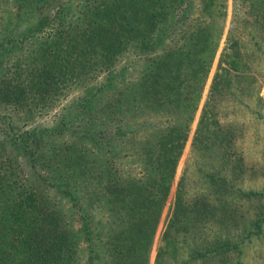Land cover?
Instances as JSON below:
<instances>
[{
	"label": "trees",
	"instance_id": "16d2710c",
	"mask_svg": "<svg viewBox=\"0 0 264 264\" xmlns=\"http://www.w3.org/2000/svg\"><path fill=\"white\" fill-rule=\"evenodd\" d=\"M238 1L248 7L238 22L247 29V42L240 34L228 36L221 64L229 67L220 64L193 137L200 154L234 153L232 138L243 130L227 117L252 113L245 96L256 82L251 62L264 60V0ZM223 10V0H0L2 105L43 108L69 86L96 84L70 104H76L77 131L89 135L76 147L68 175L76 172V234L29 179L3 171L0 155V264H148L222 34ZM48 26L42 39L39 33ZM26 44L29 55L40 57L22 58ZM96 72L104 74L99 82ZM260 101L257 96L256 105ZM25 134L14 144L32 166L31 156L43 153L44 132ZM31 137L37 138L32 152L25 139ZM187 184L181 177L154 264H221L239 243L216 232L210 244L206 226L211 229L224 210L218 198L211 203L202 194L190 197ZM70 187L62 192L69 194Z\"/></svg>",
	"mask_w": 264,
	"mask_h": 264
},
{
	"label": "rangeland",
	"instance_id": "374dc122",
	"mask_svg": "<svg viewBox=\"0 0 264 264\" xmlns=\"http://www.w3.org/2000/svg\"><path fill=\"white\" fill-rule=\"evenodd\" d=\"M223 1L225 5L223 12L225 15L222 22V34L210 65L209 74L198 102L194 120L190 126L188 138L177 164L175 176L171 182L169 194L148 256V264H154L156 252L161 245L162 233L175 202L178 183L183 176H185L188 183L186 188L190 197L202 194L211 203L218 198L219 200L216 201V204L220 205L218 206L219 210H224L223 215L222 213L219 214L217 220L213 221L214 224H210L211 229L206 226V233L207 231L209 232L207 235L209 236L210 244L217 238L213 236L216 232L225 236L222 237L224 241L239 243V247L236 250L227 251L221 257L223 259L221 264H264L263 59H253L250 64L252 68L251 74L255 78L253 81L256 80V82L248 86L250 91L245 97L251 103L249 104L251 105L252 113L249 114L240 110L238 112L239 118L231 114L227 117V121L234 119L238 126L241 124L238 132L243 130V135H236V138H232V150H234V153L231 152L229 156L221 157V155L214 152H202L203 154H200L196 147L193 148V137L208 99L211 83L220 67L221 60L224 59L228 36L230 33L240 34V36H237L242 39V36L247 34V29L245 30L244 26L241 23L238 24V22L243 14L246 13L248 7H245L238 0ZM15 25L16 23L13 24L10 30L11 34H15ZM47 29H49V26L39 33L42 39L46 38ZM1 36L0 32V40H4V37ZM242 41L245 43L247 39L243 38ZM30 45L26 44L24 48L19 50L22 58L29 56L27 62L30 60V56L34 59L40 57L36 56V53L29 55ZM261 45V54H264V41ZM15 53L11 52L10 56H15ZM9 59L11 61L15 57H9ZM221 65L229 67V64L224 65L223 63ZM103 77L104 74L96 72L94 80L99 82ZM95 85L94 81H89L83 89L77 90L71 89L69 86L61 95H57L52 102L43 108L32 107L30 110L21 105L14 108L0 103V155L2 156L1 161L5 163L3 171L7 173L13 172L14 176L16 172H19V180L29 179L32 187L37 192L44 194L49 200L48 202H55V205L60 208L66 223L70 224L71 230L75 234L76 172L74 171L73 177H68V175L73 173L72 163H76V147L81 140L88 143L89 135H82L77 131L79 128L76 127V104L73 107H70V104L83 91L85 93ZM257 96L261 99L259 105L255 103ZM74 102L76 103V100ZM260 116L263 118H260ZM38 129L44 132V139L40 143L43 153L35 157L32 155L31 160L34 165L30 166L28 155L26 156L14 144V140L19 141L20 137L25 133ZM25 139L27 143L31 144L29 151L32 152L35 146V139L37 138ZM5 159L10 162L5 161ZM222 159L227 160L228 164ZM207 173L213 178H221L222 181L205 180L203 176ZM70 178L73 180L72 183L69 182ZM66 183L67 185H65ZM68 185L71 186L69 188L70 192L69 194H64L62 190H65ZM216 188H220L219 193ZM214 192L216 195H214ZM248 192H256L257 195L250 198L241 195V193ZM210 195H214V197L211 198ZM222 216V225H220L218 222H220V217ZM257 220L262 221L261 229L255 228L254 222ZM221 227H223V231L220 229ZM248 232L253 233L245 237ZM74 243L76 247V236ZM180 257L185 258V254L183 253Z\"/></svg>",
	"mask_w": 264,
	"mask_h": 264
}]
</instances>
